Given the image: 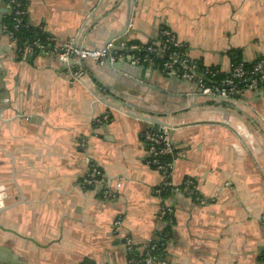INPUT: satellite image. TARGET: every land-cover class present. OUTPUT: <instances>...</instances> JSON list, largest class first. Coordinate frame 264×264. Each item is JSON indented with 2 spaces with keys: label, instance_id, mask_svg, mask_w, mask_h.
I'll return each instance as SVG.
<instances>
[{
  "label": "crops",
  "instance_id": "1",
  "mask_svg": "<svg viewBox=\"0 0 264 264\" xmlns=\"http://www.w3.org/2000/svg\"><path fill=\"white\" fill-rule=\"evenodd\" d=\"M98 1L26 0L28 21L49 33L56 48L68 40L103 44L109 30L122 26L124 0L119 22L108 27L91 13ZM131 29L116 42L147 44L169 30L192 60L227 73L232 50L246 62L264 56V0H138ZM89 66L93 82L96 64ZM156 67L149 80L161 89L197 94L191 84L167 82ZM69 71L54 52L18 60L8 36L0 40V82L13 107L0 116V264H129L127 239L144 251L166 233L161 264H264V90L246 93L235 110L240 117L232 123L242 139L217 125L170 132V180L179 191L162 198L164 177L148 164L145 136L152 129L98 102L90 82L73 81ZM158 100H145L142 109L122 106L152 115L153 107L170 114L185 103ZM185 104L183 112L213 106L199 99ZM21 105L39 124L16 115ZM104 116L108 122L97 123ZM91 164L108 187L120 186L115 198L103 197L107 186L84 184ZM188 180L193 194L185 190ZM165 208L174 212L171 225L161 218Z\"/></svg>",
  "mask_w": 264,
  "mask_h": 264
},
{
  "label": "built area",
  "instance_id": "2",
  "mask_svg": "<svg viewBox=\"0 0 264 264\" xmlns=\"http://www.w3.org/2000/svg\"><path fill=\"white\" fill-rule=\"evenodd\" d=\"M8 10L9 16L13 17L15 31H18L28 16V9L26 6L24 8V3L19 0H9ZM6 31L17 58L21 56L22 60H27L28 56L37 50L39 53L48 52L39 42L22 44L16 39L15 31L11 32L8 29ZM49 40L54 42L52 36ZM54 53L57 54L61 62L68 66L69 61L73 60L72 67L69 66L70 78L73 81H79L82 77L90 76V72L85 65V62L89 59H93L99 64H103L108 59L113 63L126 59L134 66L154 67L159 65L162 72L168 76H176L195 82L205 96L243 101L246 93H257L264 90V59L248 69L243 63L232 64L230 71L227 73L221 69L205 67L189 57L186 45L179 42L177 37L169 30H164L160 38L154 44L148 46L129 45L128 43L113 41L100 51H87L82 48H75V41L68 40ZM158 59L162 60V63H158ZM108 119L109 116H104L97 123L108 122ZM145 140L149 154L148 164L164 177L158 190L159 196L163 198L164 194L179 191L178 188L172 185L170 180L174 161L166 162L162 160L174 156L175 153L169 130L166 128L152 129V131L146 133ZM84 184L90 188L107 186L102 192L105 199L115 198L117 191L120 189V186H117V189L108 187V181L104 173L98 166L93 164H91L90 171L84 178ZM184 187L189 194H193L195 191L194 183L190 180L184 183ZM173 214L171 208H165L162 210L161 218L166 219L171 225ZM162 236L167 239L169 233ZM126 247L132 255H135L131 256L129 264H161L163 262L152 255V252L158 248L155 241L150 242L144 251H140L139 248L134 246L132 239H127Z\"/></svg>",
  "mask_w": 264,
  "mask_h": 264
},
{
  "label": "water",
  "instance_id": "3",
  "mask_svg": "<svg viewBox=\"0 0 264 264\" xmlns=\"http://www.w3.org/2000/svg\"><path fill=\"white\" fill-rule=\"evenodd\" d=\"M121 1L122 0H99L95 8L91 10V13L95 18L106 19L105 25L108 27V24H113L115 21L119 22L117 14ZM137 3L138 0H124L122 26L114 30H109L106 34V40L103 42V44H97L94 41H87L85 45L80 46L77 41L75 43V48H82L87 51H100L104 49L109 43L122 38L129 32H132L133 30L131 29V26L133 14ZM7 15L8 7L6 5V9L4 10L3 14L0 15V40L2 36H8L7 33L5 34L3 32V17ZM89 62L96 64L95 73L97 75L99 71V76L94 74L92 77L93 82L88 80V76L80 78L79 81L86 85L85 80L87 79L90 82L89 84L91 86V93L98 102L104 104L105 106L118 112H124L130 117L139 119L148 124L149 128L154 130L166 128L169 130V132H173L177 129L198 125H217L230 129L236 136L242 139L240 132L233 125L232 120L237 118V116L240 117L237 111L242 107V105H244L243 101L205 96L202 94V90L198 88L195 82H190L176 76L164 75L159 65L156 67L155 71L159 75H162L167 82H174L179 86H188L191 84L193 87L197 88V94H195V92L190 94L188 92H181L183 94L175 96L161 89L159 84L153 83L149 80V74L153 66H134L126 59L114 63L108 59L103 64H99L93 59H89L85 62V65L92 73L94 71H92L90 68ZM72 64L73 60H70L69 66L72 67ZM139 70L144 72L142 77L136 73ZM0 84L1 116L3 115V112L13 109V107L12 102L5 100V94L8 95V92L4 88V82H0ZM122 92H126L125 95L120 94ZM261 94L262 92L257 93L259 96ZM159 98H180L185 103L187 101L199 99L209 102L213 106L202 107L199 110L183 112L186 110V104L184 103L178 108V110H170V114L167 112H163L162 114V112L157 111V109L153 107L151 108L152 111H154V114L152 115L134 112L132 109L126 110L125 107L122 106V104H128L134 106L135 108L142 109L146 107L144 104L145 100H150L152 103L159 105ZM14 111L20 119H26L29 122H35L39 124L38 118L25 116L22 105L19 107V110ZM1 210L2 209H0V213Z\"/></svg>",
  "mask_w": 264,
  "mask_h": 264
},
{
  "label": "trees",
  "instance_id": "4",
  "mask_svg": "<svg viewBox=\"0 0 264 264\" xmlns=\"http://www.w3.org/2000/svg\"><path fill=\"white\" fill-rule=\"evenodd\" d=\"M22 3H24V8L26 6L27 8V3L26 0H19ZM6 25H7V29L8 31L14 32L15 31V23L13 21V17L12 16H8L7 20H6ZM15 37L16 39L20 42V43H34V42H39L40 44H42L47 50L48 52H54L55 50H57L58 48H56V45L54 42H51L49 40V38L51 37V35L49 33H47L46 31H44L41 28H35L33 26H31L29 24L28 21V16L25 18L24 23L22 24V26L20 27V29L18 31H15ZM156 42V41H155ZM155 42H149L146 45H143L139 42H131L128 43L129 45H133V44H139L142 46H148V45H152ZM39 51H35L32 54H30L28 56L27 59H33L35 57H37L39 55ZM230 59H231V63L232 64H241L243 63L244 66L248 69L251 68L254 64H256L257 62L261 61L264 59V56L259 57L258 59H256L253 62H246L243 60L242 57V52L238 51V50H232L228 53ZM18 60H21V56H19L17 58ZM158 63H162V60L158 59ZM199 63V62H198ZM201 64V63H200ZM215 69H220L218 67H212ZM163 161L166 162H173L174 161V156H169L166 157L164 159H162ZM169 194H164V198L168 197ZM171 230V226H169L165 232H170ZM170 237V236H169ZM166 242L167 239H163V240H159L156 242L157 244V249L152 252V255L157 257L159 260L164 261L165 260V248H166ZM130 256H135V255H130ZM87 264H93V261H86Z\"/></svg>",
  "mask_w": 264,
  "mask_h": 264
},
{
  "label": "flooded vegetation",
  "instance_id": "5",
  "mask_svg": "<svg viewBox=\"0 0 264 264\" xmlns=\"http://www.w3.org/2000/svg\"><path fill=\"white\" fill-rule=\"evenodd\" d=\"M2 1V3L4 4V8H0V15H2L3 14V12H4V10L6 9V5H7V7H8V1L9 0H1ZM8 16H9V10H8V15L4 18L3 17V23H4V33L6 34L7 33V31H6V29H7V25H6V20H7V18H8ZM1 18V17H0Z\"/></svg>",
  "mask_w": 264,
  "mask_h": 264
}]
</instances>
